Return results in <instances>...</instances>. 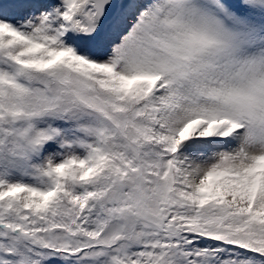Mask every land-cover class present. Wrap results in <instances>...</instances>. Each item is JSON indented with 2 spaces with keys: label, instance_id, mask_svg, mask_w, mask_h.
Masks as SVG:
<instances>
[{
  "label": "snow or ice",
  "instance_id": "6c2138e0",
  "mask_svg": "<svg viewBox=\"0 0 264 264\" xmlns=\"http://www.w3.org/2000/svg\"><path fill=\"white\" fill-rule=\"evenodd\" d=\"M0 264H264V0H0Z\"/></svg>",
  "mask_w": 264,
  "mask_h": 264
}]
</instances>
